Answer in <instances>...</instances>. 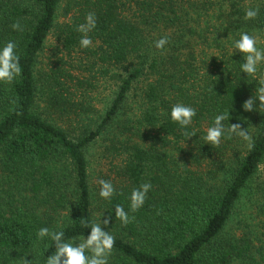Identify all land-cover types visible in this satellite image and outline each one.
I'll return each instance as SVG.
<instances>
[{"label":"trees","instance_id":"1","mask_svg":"<svg viewBox=\"0 0 264 264\" xmlns=\"http://www.w3.org/2000/svg\"><path fill=\"white\" fill-rule=\"evenodd\" d=\"M61 2L0 0V43L16 42L22 68L0 83V264L23 256L43 264L54 249L37 242L39 228L86 237L85 223L102 213L115 238L108 264H264V110H243L255 81L239 74V53L229 58L241 31L264 47V0H74L58 35L63 50L84 51L117 78L108 106L74 136L37 111L36 66ZM250 7L258 15L245 20ZM89 12L97 26L88 33L92 46L81 49L76 25ZM162 36L169 42L157 50ZM175 103L196 108L189 128L161 114ZM228 112L225 128L239 123L250 140L226 134L218 146L205 144L211 118ZM98 142L111 166L119 159L113 178L99 172L92 180L88 150ZM100 179L117 189L111 201L98 197ZM145 182L152 187L143 206L122 224L115 205L128 211V194ZM253 183L256 215L233 233L229 224Z\"/></svg>","mask_w":264,"mask_h":264},{"label":"clouds","instance_id":"2","mask_svg":"<svg viewBox=\"0 0 264 264\" xmlns=\"http://www.w3.org/2000/svg\"><path fill=\"white\" fill-rule=\"evenodd\" d=\"M258 11L257 8H248L244 13V19L256 18ZM96 26V15L93 12L87 13L84 22L76 25V31L82 34L79 39L81 49L92 46L93 40L88 33L92 32ZM11 27L13 30H17L20 25L13 23ZM168 42V37L162 36L153 42V46L157 50H162ZM260 43L258 35H250L247 31H241L232 38L229 47V58L236 53L241 56L239 74L243 73L245 78L252 77L255 81L252 95L242 104L244 111L264 110V72H260L259 76L257 75L260 67L264 65V47H259L258 44ZM16 49V42L11 39L0 43V83L10 84L21 75L20 57ZM161 114L166 115L167 119L178 125L179 128L187 129L193 123L196 108L183 103H175L167 113ZM228 119L229 112L217 113L211 118V124L206 128L202 137L205 144L218 146L226 134H235L244 140H250L245 128L242 129L239 123H228V127L225 128L224 121H228ZM196 132V129H192V131L185 134L189 138L196 136ZM98 184L99 191L97 195L100 199L111 201L117 195V189L110 180L100 179ZM151 187L150 183L145 182L140 184L139 187L133 188L127 196L128 211L125 210L124 206L116 204L114 217L122 224L129 223V213H134L143 206ZM102 214L98 220L90 224L85 223V228L89 229L86 237L81 234L66 239L63 227L55 230L48 227L39 228L36 232L37 242H50V246L54 249L51 254L46 255L43 264H108L115 238L109 231L103 230L102 225L106 226L109 219L105 218L102 221ZM32 260L26 261L23 256L20 258V264H32Z\"/></svg>","mask_w":264,"mask_h":264},{"label":"rangeland","instance_id":"3","mask_svg":"<svg viewBox=\"0 0 264 264\" xmlns=\"http://www.w3.org/2000/svg\"><path fill=\"white\" fill-rule=\"evenodd\" d=\"M74 10H77L74 0H62L57 24L49 34L36 66V71L41 74L37 111L48 120L52 119L51 121L67 129L73 136L86 122L99 118L117 87V78L104 71L84 51L63 50L58 35L62 22L67 20ZM55 79L60 83L59 86L54 83ZM55 94L64 98L63 105L67 111L55 107L57 105L54 103L57 100ZM132 100L134 99L131 98V102ZM104 147L105 142H98L88 150L93 172L92 180L102 173L110 178L117 173L119 159L113 158V166H111L108 157L104 154ZM254 188L255 183L244 193L243 203L231 219L229 229L233 233L238 231L235 227L244 226L256 215L259 203L252 196Z\"/></svg>","mask_w":264,"mask_h":264}]
</instances>
